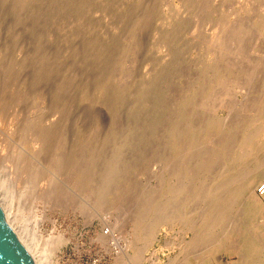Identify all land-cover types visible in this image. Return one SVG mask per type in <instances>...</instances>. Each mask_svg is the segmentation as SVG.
<instances>
[{"label":"rangeland","instance_id":"obj_1","mask_svg":"<svg viewBox=\"0 0 264 264\" xmlns=\"http://www.w3.org/2000/svg\"><path fill=\"white\" fill-rule=\"evenodd\" d=\"M262 171L264 0H0V202L45 264H132L154 221L156 264H264Z\"/></svg>","mask_w":264,"mask_h":264},{"label":"bare ground","instance_id":"obj_2","mask_svg":"<svg viewBox=\"0 0 264 264\" xmlns=\"http://www.w3.org/2000/svg\"><path fill=\"white\" fill-rule=\"evenodd\" d=\"M258 105V104H257ZM220 109H221V107H220ZM220 109H218V110H220ZM262 109V108H261ZM215 111V110H214ZM216 112V111H215ZM256 114V113H255ZM258 115V114H257ZM210 116V115H209ZM256 117V116H255ZM258 118H260L259 116H257ZM209 119H213V120H217L216 119V116L214 115V116H212V117H210ZM254 119V118H253ZM257 120V119H256ZM258 120H260V119H258ZM254 121V120H253ZM252 121V123H254ZM205 122V121H204ZM207 122L208 123H210V121H208L207 120ZM257 122V121H256ZM261 123H263V122H261ZM204 123H202L201 125H203ZM207 125V124H206ZM209 125V124H208ZM208 125H207V127H208ZM235 125V124H234ZM253 125V124H252ZM224 126V125H223ZM259 126V125H258ZM261 126V125H260ZM263 126V125H262ZM203 127H205L206 128V126L205 125H203ZM202 128V127H201ZM204 128V130L203 131H205V136H206V131L208 130V129H210L211 127H208V128H206L205 129ZM256 128V127H255ZM260 129V128H259ZM244 131H246V130H244ZM243 131V132H244ZM236 133V132H235ZM242 133V132H241ZM246 134V133H245ZM243 136V135H242ZM239 138H240V135H239ZM241 139V138H240ZM241 141V140H240ZM241 143V142H240ZM204 144V143H203ZM239 145V144H238ZM228 146V145H227ZM241 146V145H240ZM239 147V146H238ZM216 148V147H215ZM225 148V147H224ZM226 149H227V147H226ZM229 150V149H228ZM228 150H225L224 149V151H228ZM220 151V150H219ZM218 151V152H219ZM221 152H223V150L222 151H220V153ZM232 153V152H231ZM225 154V153H224ZM221 155H223V153L221 154ZM227 155V154H226ZM212 156H213V154H212ZM218 156H220V155H218ZM225 157V156H224ZM228 157V156H227ZM226 157V158H227ZM202 159V158H201ZM221 160L223 161V158L221 157ZM206 161V160H205ZM226 161H227V159H226ZM229 161V160H228ZM208 161H206L205 163H207ZM224 162V161H223ZM209 164V163H208ZM211 165V164H210ZM262 172H264V171H262ZM264 175H263V173L262 174H260V175H257L256 177H253V180L252 181H250L249 183H248V187H249V191H243V195H244V197H245V200H246V202H247V206L252 210V211H256V208H255V206L253 205V204H251V202L250 201H248V199H247V197H249L250 196V194H254V191H253V184H255L254 183V181L256 180L258 183H256L255 185H256V188H257V190H258V188L259 187H261L262 186V188H261V193H262V195L264 196V184L262 183V181H261V179H262V177H263ZM255 178V179H254ZM245 179V178H244ZM248 180H250V179H247V181ZM245 183H246V180L244 181ZM247 184V183H246ZM242 185H244V184H242ZM255 187V186H254ZM213 191V190H212ZM195 193V192H194ZM233 197H231V195H230V197H229V199H232ZM213 199V198H212ZM212 199H210V201L212 200ZM215 199V198H214ZM224 200V199H223ZM235 202V201H234ZM6 203L8 204V203H10L9 202V200L8 199H6ZM85 203V205L83 204V203H79L78 205H77V208L78 209H80V211H85L86 213H87V215H88V217H89V214H91L92 215V211H93V209L95 208V207H91V206H93L92 204H88L87 202H84ZM91 205V206H90ZM219 205H221V203L219 204ZM9 207L8 208H5V206H3L2 204H1V202H0V207H1V209L3 210V213H4V216H5V219H6V221H7V223L11 226V228L13 229V231L15 232V234L17 235V237H18V239L20 240V242L25 246V248L27 249V251L29 252V254L31 255V257L33 258V261L35 262V264H45L46 262H45V260H44V252H43V250H41L40 249V246H34V244H33V246H29V244L27 243V241L25 240V239H23L20 235H19V233H18V231H17V229L15 228V226L13 225V222L11 221V218L12 219H14L15 221H17V217H16V215H15V213H14V211L12 210V207H11V205L9 204L8 205ZM88 206H90V207H88ZM224 206V205H223ZM223 208V207H222ZM222 208H220L219 206H218V202H211V203H209L208 204V206L206 207V209H205V211H204V214H203V222L204 223H202V224H204L206 227L208 226L209 228H211L212 226H214V224H218V223H220V222H222L223 220H224V218H225V216H226V209L224 208V209H222ZM146 209V208H145ZM156 209V208H155ZM97 211H98V209H96ZM164 210V209H163ZM84 212V213H85ZM96 212V211H95ZM148 213V212H147ZM152 213V212H151ZM168 213V212H167ZM153 214V213H152ZM164 214V213H163ZM90 215V216H91ZM168 215V214H167ZM94 216H96V215H92V217H94ZM173 216H176V215H173ZM178 216V215H177ZM142 217V216H141ZM170 217H172V216H170ZM197 217V216H196ZM137 219V218H136ZM162 219V218H161ZM177 219V218H176ZM192 219V218H191ZM179 221V220H178ZM248 221V220H247ZM251 221V220H250ZM172 222H174V221H172ZM175 222H176V220H175ZM166 223V222H165ZM245 223V222H244ZM167 224H169V223H167ZM162 226V223L161 224H159V223H156L155 221H154V223L153 224H151L148 228H149V230H148V234H146L145 236H146V239H145V242H144V244H143V247H137L136 249H135V253H134V255L133 256H131V258H130V256H127V257H129L130 258V260H131V262H132V264H143V262L144 261H147V263L148 264H156V259L158 258H156V254H153L152 256H146L145 255V253H146V250L148 249V247L149 246H151V245H153L154 244V242L158 239V234H159V231H160V227ZM165 226V225H164ZM170 226H171V223H170ZM170 226H168L169 228H171ZM209 228H207V229H209ZM190 229V228H189ZM194 229V228H193ZM201 229V228H200ZM199 229V230H200ZM191 230V229H190ZM195 230V229H194ZM197 230H198V228H197ZM211 230V229H210ZM192 231V230H191ZM217 231V230H216ZM183 232V231H182ZM197 233H198V231H196ZM208 232V231H207ZM205 233H206V230H205ZM193 236L191 237V239L190 240H188V241H186V243H188V247H189V243L190 242H194V240H195V238L197 237L196 236V234L194 233V231H193ZM208 235V234H207ZM183 237V236H182ZM252 238V237H251ZM200 239V238H199ZM213 239V238H212ZM211 239V240H212ZM198 241V240H197ZM197 241H195V242H197ZM206 241V240H205ZM52 243L50 244L49 243V248H50V250H56V249H59L64 243H63V241L60 239V238H57V239H54L53 241H51ZM166 242H168V241H165V243ZM183 242H185V241H183ZM194 244V243H193ZM184 246H185V244H183ZM195 246V245H194ZM221 248H224V249H227L228 250V252H229V255H231L233 252H234V248H232V247H229L228 245L227 246H225V245H223V244H220L219 245ZM47 247V248H48ZM187 247V246H186ZM202 247V246H201ZM191 249V248H190ZM195 249V248H194ZM257 249L259 250V251H264L263 249V246H260L258 243H256V244H254V246H253V248H251V251H253V252H256L257 251ZM196 250H197V248H196ZM195 250V251H196ZM221 250V249H220ZM233 250V251H232ZM222 251V250H221ZM123 252V254L125 253V250L124 251H122ZM191 252V251H190ZM197 252V251H196ZM183 254H184V251L182 252ZM120 254V253H119ZM122 254V253H121ZM120 254V255H121ZM182 254V255H183ZM192 254V253H191ZM195 254V253H194ZM125 255H127L126 253H125ZM176 256H178V255H176ZM196 256V255H195ZM194 256V257H195ZM182 257H185L184 259L186 260V256L185 255H183ZM182 257L180 258L181 260H183L182 259ZM122 258V257H121ZM128 258V259H129ZM120 259V258H119ZM127 259V260H128ZM199 258H196V262L194 263V264H201L199 261L201 260H198ZM242 259V257H241V255H239V261ZM122 260V259H121ZM179 260V259H178ZM175 261V262H180L181 263V260H179V261ZM185 260H184V262H185ZM123 261V260H122ZM127 262H129V261H127ZM174 262V260H173V258H172V260H168L165 264H174L173 263ZM177 263H175V264H177ZM186 263V262H185ZM241 263H242V261H241ZM120 264H126V263H121V261H120Z\"/></svg>","mask_w":264,"mask_h":264},{"label":"water","instance_id":"obj_3","mask_svg":"<svg viewBox=\"0 0 264 264\" xmlns=\"http://www.w3.org/2000/svg\"><path fill=\"white\" fill-rule=\"evenodd\" d=\"M0 264H35L33 258L7 223L0 207Z\"/></svg>","mask_w":264,"mask_h":264}]
</instances>
